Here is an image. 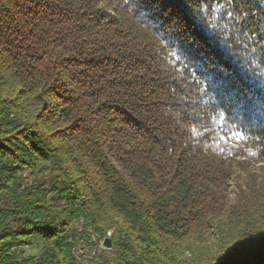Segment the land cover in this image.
<instances>
[{
  "label": "trees",
  "instance_id": "trees-1",
  "mask_svg": "<svg viewBox=\"0 0 264 264\" xmlns=\"http://www.w3.org/2000/svg\"><path fill=\"white\" fill-rule=\"evenodd\" d=\"M261 162L264 0H0V264H264Z\"/></svg>",
  "mask_w": 264,
  "mask_h": 264
},
{
  "label": "rangeland",
  "instance_id": "rangeland-1",
  "mask_svg": "<svg viewBox=\"0 0 264 264\" xmlns=\"http://www.w3.org/2000/svg\"><path fill=\"white\" fill-rule=\"evenodd\" d=\"M252 169L253 171L256 172L255 175L258 176L259 184H260V181L264 183V162L254 163V167ZM246 179L247 177L240 176V179L238 182L245 184V182L247 181ZM237 184L238 186L240 185L239 183ZM108 237H110V235ZM104 241L100 242L101 245L98 246V248L94 250L95 252L90 251L88 248L80 249L79 254H78L80 263L81 264H91L90 262H94L95 260H98L97 258L99 256L110 253L111 252L110 249L104 246ZM26 252L28 254H37L38 251L36 249H29Z\"/></svg>",
  "mask_w": 264,
  "mask_h": 264
},
{
  "label": "water",
  "instance_id": "water-1",
  "mask_svg": "<svg viewBox=\"0 0 264 264\" xmlns=\"http://www.w3.org/2000/svg\"><path fill=\"white\" fill-rule=\"evenodd\" d=\"M104 246L109 249L112 248V241L110 238L105 239Z\"/></svg>",
  "mask_w": 264,
  "mask_h": 264
},
{
  "label": "snow or ice",
  "instance_id": "snow-or-ice-1",
  "mask_svg": "<svg viewBox=\"0 0 264 264\" xmlns=\"http://www.w3.org/2000/svg\"><path fill=\"white\" fill-rule=\"evenodd\" d=\"M234 135H237V134L234 133Z\"/></svg>",
  "mask_w": 264,
  "mask_h": 264
},
{
  "label": "built area",
  "instance_id": "built-area-1",
  "mask_svg": "<svg viewBox=\"0 0 264 264\" xmlns=\"http://www.w3.org/2000/svg\"><path fill=\"white\" fill-rule=\"evenodd\" d=\"M109 235H111V234H109Z\"/></svg>",
  "mask_w": 264,
  "mask_h": 264
}]
</instances>
